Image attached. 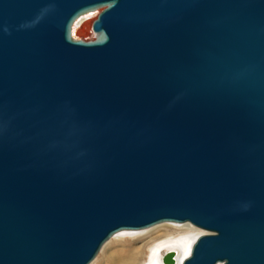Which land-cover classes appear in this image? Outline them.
Wrapping results in <instances>:
<instances>
[{
    "label": "water",
    "instance_id": "95a60500",
    "mask_svg": "<svg viewBox=\"0 0 264 264\" xmlns=\"http://www.w3.org/2000/svg\"><path fill=\"white\" fill-rule=\"evenodd\" d=\"M162 222L206 231L181 264H264V0H0V264Z\"/></svg>",
    "mask_w": 264,
    "mask_h": 264
},
{
    "label": "bare ground",
    "instance_id": "6f19581e",
    "mask_svg": "<svg viewBox=\"0 0 264 264\" xmlns=\"http://www.w3.org/2000/svg\"><path fill=\"white\" fill-rule=\"evenodd\" d=\"M82 21L83 20H80L81 23ZM172 224L177 225L176 227H178L177 229L179 233L177 234V236L171 233V231L169 230L171 227H173L171 226ZM190 224H191L190 222H181V223L167 222L163 224L158 223L156 225L148 227L145 230L128 229V231L140 232L141 233L140 236L147 237L148 239L143 240L144 242L137 244V245H126L123 248H118L111 252L104 253V256H103L104 261L106 264H140L143 261L145 254H147L146 253L147 249H150V251L152 252V255H150L151 260L150 261L148 260L149 261L148 264H159V263L165 264L162 260V257L168 251H172L174 253L173 254L174 256L173 264H179V263L181 264L183 259L185 258V257L182 258V256L188 253V247H189V242H190V232L193 231L194 229ZM159 229L163 230V232L156 234ZM126 230L127 229L116 232L111 237L110 243L112 245L121 243L123 240L121 235L124 233L123 231H126ZM127 239H130V238H127ZM173 245L178 246L179 250L176 248H167ZM179 251H180V254H179Z\"/></svg>",
    "mask_w": 264,
    "mask_h": 264
},
{
    "label": "rangeland",
    "instance_id": "374dc122",
    "mask_svg": "<svg viewBox=\"0 0 264 264\" xmlns=\"http://www.w3.org/2000/svg\"><path fill=\"white\" fill-rule=\"evenodd\" d=\"M101 10H102V7H99L96 10L90 11L89 13H87L83 17H81V19H79L78 23H75L76 25H74L72 27V37L75 38V39H82V40H85V41L93 40L96 35L92 31V27H91L92 26V22H93V20L96 19L97 15L99 14V12ZM80 20H83V21H82L81 25L79 27H77V25L79 24ZM163 223H167V222H162V223H159V224H163ZM176 223H178V222H176ZM190 225L194 229H193V231L190 232V242H189V247H188V253L186 255H183L182 258H184V257L189 255L191 247H192L195 239L199 235L206 233V231L202 230L201 228H198V227L194 226L193 224H190ZM171 226H173V227H171L169 230L171 231V233H173L174 235L177 236V234L179 233V231L177 229L178 227H176L177 225H173L172 224ZM147 228H142V229L145 230ZM123 232L124 233L121 235L122 239H123L121 243L112 245L110 243V239H111L110 238L101 247V249L98 252L97 256L95 257V259L90 264H106L105 261H104V257H103L104 253L111 252V251H113L115 249H118V248H123L126 245H137V244H140V243L144 242L143 240H147L148 239L147 237L140 236V234H141L140 232L128 231V229L126 231H123ZM161 232H163V230L159 229L156 234L161 233ZM127 238H130V239H127ZM167 248H176V249L179 250L178 246H176V245H173V246H170V247H167ZM163 249H165V248H163ZM146 253L147 254H145V257H144L143 261L140 264H148V262L151 260L150 259V255H152V252L150 251V249H147ZM179 254H180V251H179ZM159 264H161V263H159Z\"/></svg>",
    "mask_w": 264,
    "mask_h": 264
},
{
    "label": "built area",
    "instance_id": "2783aa9c",
    "mask_svg": "<svg viewBox=\"0 0 264 264\" xmlns=\"http://www.w3.org/2000/svg\"><path fill=\"white\" fill-rule=\"evenodd\" d=\"M83 16V15H82ZM81 17H79L75 23H77V21L80 19ZM75 23L73 24V26L75 25ZM81 25V22L77 25V27H79Z\"/></svg>",
    "mask_w": 264,
    "mask_h": 264
}]
</instances>
